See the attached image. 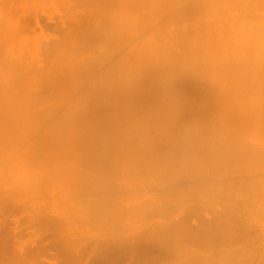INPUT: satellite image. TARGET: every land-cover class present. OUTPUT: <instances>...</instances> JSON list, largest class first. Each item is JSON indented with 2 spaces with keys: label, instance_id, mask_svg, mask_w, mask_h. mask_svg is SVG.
I'll use <instances>...</instances> for the list:
<instances>
[{
  "label": "bare ground",
  "instance_id": "1",
  "mask_svg": "<svg viewBox=\"0 0 264 264\" xmlns=\"http://www.w3.org/2000/svg\"><path fill=\"white\" fill-rule=\"evenodd\" d=\"M1 210L63 264H264V0H0Z\"/></svg>",
  "mask_w": 264,
  "mask_h": 264
},
{
  "label": "rangeland",
  "instance_id": "2",
  "mask_svg": "<svg viewBox=\"0 0 264 264\" xmlns=\"http://www.w3.org/2000/svg\"><path fill=\"white\" fill-rule=\"evenodd\" d=\"M4 210H1L2 212ZM14 214V213H13ZM9 231V235L12 237V241L20 246H25V248L43 246L46 248L45 254L40 258L42 264H63L59 263V259H63L59 256L60 252L54 245L55 234L48 229L44 223L30 222L26 218V213H15L13 216H7L0 213V234L4 233V230ZM11 229V231L9 230ZM62 256V255H61ZM38 263V261H37ZM4 264V263H0ZM6 264V262H5ZM40 264V263H38Z\"/></svg>",
  "mask_w": 264,
  "mask_h": 264
}]
</instances>
